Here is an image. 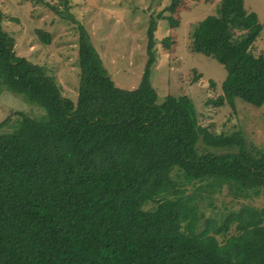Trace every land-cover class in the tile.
<instances>
[{
  "label": "trees",
  "instance_id": "obj_1",
  "mask_svg": "<svg viewBox=\"0 0 264 264\" xmlns=\"http://www.w3.org/2000/svg\"><path fill=\"white\" fill-rule=\"evenodd\" d=\"M200 1L171 0L168 15L151 18L134 90L114 85L78 26L76 104L42 66L16 57L0 18V86L45 112L40 119L14 113L11 132L3 130L9 117L0 123V264H264L263 209L243 206L221 222L206 219L200 231L198 200L223 191L264 200V148L238 130L202 125L187 96L158 104L150 83L157 20L177 29L188 3ZM218 4L188 32V51L226 71L222 94L206 104L234 108L238 99L261 108L264 54L253 48L262 25L244 0ZM171 43V36L161 41L165 49ZM149 203L155 207L144 209Z\"/></svg>",
  "mask_w": 264,
  "mask_h": 264
},
{
  "label": "rangeland",
  "instance_id": "obj_2",
  "mask_svg": "<svg viewBox=\"0 0 264 264\" xmlns=\"http://www.w3.org/2000/svg\"><path fill=\"white\" fill-rule=\"evenodd\" d=\"M170 1L69 0V7L65 10L61 0H0L1 27L13 38L16 57L42 66L56 82L61 95L76 104L79 87L78 26L89 34L114 85L119 89L134 90L140 84L148 59L147 29L150 20L152 17L156 19L159 13L168 15L164 9ZM219 1L189 2L187 10L180 13L177 29H170L167 20H157L156 61L150 69V83L157 93L158 104L167 96H187L202 125H213L215 132L238 130L255 146L264 148V106L254 108L236 99L234 108L228 104L208 107L206 102L209 98L222 94L226 71L216 60L187 49L190 26L214 15ZM244 6L257 14L262 25L253 53L264 54V0H244ZM36 30L49 35L48 45L39 39ZM169 36L174 44L165 49L161 41ZM197 74L200 78L194 81ZM3 88L0 86V123L10 118L4 132L15 128L18 120L13 114L16 112L33 119L45 116L40 107L26 101L24 96L5 92ZM188 188V192L193 193V188ZM200 195L202 197L198 200L203 214L200 231L205 228L206 219L221 222L227 214L237 212L243 206L264 210L263 198L233 200L224 191L210 197ZM154 207L155 204L149 203L144 209Z\"/></svg>",
  "mask_w": 264,
  "mask_h": 264
}]
</instances>
